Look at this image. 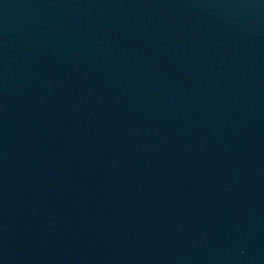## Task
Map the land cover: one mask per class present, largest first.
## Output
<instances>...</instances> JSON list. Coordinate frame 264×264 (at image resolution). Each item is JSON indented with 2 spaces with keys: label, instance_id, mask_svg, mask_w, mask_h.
<instances>
[{
  "label": "water",
  "instance_id": "obj_1",
  "mask_svg": "<svg viewBox=\"0 0 264 264\" xmlns=\"http://www.w3.org/2000/svg\"><path fill=\"white\" fill-rule=\"evenodd\" d=\"M0 264H264V0H0Z\"/></svg>",
  "mask_w": 264,
  "mask_h": 264
}]
</instances>
